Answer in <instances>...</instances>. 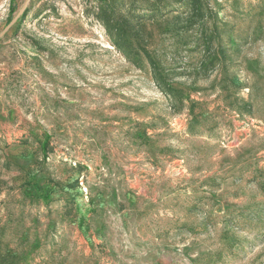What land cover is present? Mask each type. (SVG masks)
<instances>
[{
	"label": "rangeland",
	"instance_id": "rangeland-1",
	"mask_svg": "<svg viewBox=\"0 0 264 264\" xmlns=\"http://www.w3.org/2000/svg\"><path fill=\"white\" fill-rule=\"evenodd\" d=\"M205 1L148 29L175 102L96 0H30L0 38V264H264V0Z\"/></svg>",
	"mask_w": 264,
	"mask_h": 264
},
{
	"label": "trees",
	"instance_id": "trees-1",
	"mask_svg": "<svg viewBox=\"0 0 264 264\" xmlns=\"http://www.w3.org/2000/svg\"><path fill=\"white\" fill-rule=\"evenodd\" d=\"M95 19L104 28L113 46L137 68L148 67L157 88L171 102L183 98V92L170 86L174 71L166 69L152 51L154 40L148 31L150 24L167 18L191 15L198 21L213 15L205 0H96ZM17 8L11 2L9 20ZM26 12L20 17L23 18ZM215 62L202 65V71L212 70ZM44 194V189H41Z\"/></svg>",
	"mask_w": 264,
	"mask_h": 264
},
{
	"label": "water",
	"instance_id": "water-1",
	"mask_svg": "<svg viewBox=\"0 0 264 264\" xmlns=\"http://www.w3.org/2000/svg\"><path fill=\"white\" fill-rule=\"evenodd\" d=\"M30 0H26L23 6L21 7L20 10L13 16V18L10 20V22L5 26V28L2 30L0 33V38L6 35L8 31L12 28V26L20 19L22 14L25 12Z\"/></svg>",
	"mask_w": 264,
	"mask_h": 264
}]
</instances>
